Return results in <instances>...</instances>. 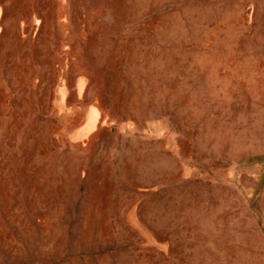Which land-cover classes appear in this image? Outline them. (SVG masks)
<instances>
[{
  "label": "rangeland",
  "instance_id": "rangeland-1",
  "mask_svg": "<svg viewBox=\"0 0 264 264\" xmlns=\"http://www.w3.org/2000/svg\"><path fill=\"white\" fill-rule=\"evenodd\" d=\"M0 1V264H264V0Z\"/></svg>",
  "mask_w": 264,
  "mask_h": 264
},
{
  "label": "bare ground",
  "instance_id": "bare-ground-1",
  "mask_svg": "<svg viewBox=\"0 0 264 264\" xmlns=\"http://www.w3.org/2000/svg\"><path fill=\"white\" fill-rule=\"evenodd\" d=\"M67 7H68L67 0H64V3H62L61 7H60V14H64L63 15L64 16V22H63L64 26H67V22H68ZM8 15H9V9L0 1V49H5L9 45L15 43L16 40L18 39V37L21 38L22 42H26V43L30 44L31 46H35V44H36V42L38 40V37H39L37 35V30L41 29V25H43L44 20L42 18H40V17L36 19V24H35L34 31H33L32 27H31V25H26L25 27L20 26L21 27L20 29H18L17 27L14 26L11 29H9L8 26H7ZM56 49H57V51L59 53V57H60L59 61L62 62V56L60 55V53H64L65 52V53L71 54V52L74 49V45L71 44V42H70V44L68 43V45L65 48V51H63L60 48V45L57 46ZM83 72H84V70H83ZM58 75L60 77H62V83H61L62 86L61 87H63L66 90V93H67L68 97L72 98L73 97V86H74V78H73V76L67 74L66 72H59ZM85 88H86V86H85ZM55 89H54V91H55ZM69 128L67 130H69Z\"/></svg>",
  "mask_w": 264,
  "mask_h": 264
}]
</instances>
